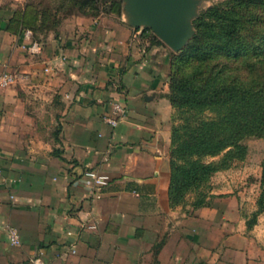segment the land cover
I'll list each match as a JSON object with an SVG mask.
<instances>
[{
    "label": "crops",
    "instance_id": "obj_1",
    "mask_svg": "<svg viewBox=\"0 0 264 264\" xmlns=\"http://www.w3.org/2000/svg\"><path fill=\"white\" fill-rule=\"evenodd\" d=\"M21 3L0 0V71L14 75L0 87V264H264L240 192L168 203L169 48L124 14L19 33ZM31 41L37 52L20 47ZM113 101L125 114L110 127ZM83 169L107 185L93 188Z\"/></svg>",
    "mask_w": 264,
    "mask_h": 264
},
{
    "label": "trees",
    "instance_id": "obj_2",
    "mask_svg": "<svg viewBox=\"0 0 264 264\" xmlns=\"http://www.w3.org/2000/svg\"><path fill=\"white\" fill-rule=\"evenodd\" d=\"M26 3L12 20L18 32L34 29ZM193 34L172 54L166 97L171 116L167 198L171 207L205 203L210 177L246 154L242 140L264 138V0H226L199 12ZM138 29V28H137ZM150 44L163 43L148 29ZM260 186H264V159ZM254 214L247 221L253 224Z\"/></svg>",
    "mask_w": 264,
    "mask_h": 264
},
{
    "label": "rangeland",
    "instance_id": "obj_3",
    "mask_svg": "<svg viewBox=\"0 0 264 264\" xmlns=\"http://www.w3.org/2000/svg\"><path fill=\"white\" fill-rule=\"evenodd\" d=\"M224 1L226 0H198L196 15L207 7ZM21 2L17 9H22L26 3L29 5L25 18L30 20L29 26L37 33L52 31L56 34L63 28L66 20L75 16L94 20L104 15L119 17L124 14L122 0H21ZM173 53L176 52L170 50L168 54V71ZM242 143L246 146L244 158L234 160L227 169L215 172L210 177L206 197L210 189L213 192L225 190L240 192L238 198L244 213L249 219L254 214L253 224L256 227L254 237L264 242V186L259 184L264 159V138L246 137ZM193 198V193L187 194L184 203L191 205Z\"/></svg>",
    "mask_w": 264,
    "mask_h": 264
},
{
    "label": "water",
    "instance_id": "obj_4",
    "mask_svg": "<svg viewBox=\"0 0 264 264\" xmlns=\"http://www.w3.org/2000/svg\"><path fill=\"white\" fill-rule=\"evenodd\" d=\"M132 28H148L171 51H180L193 34L198 0H122Z\"/></svg>",
    "mask_w": 264,
    "mask_h": 264
},
{
    "label": "built area",
    "instance_id": "obj_5",
    "mask_svg": "<svg viewBox=\"0 0 264 264\" xmlns=\"http://www.w3.org/2000/svg\"><path fill=\"white\" fill-rule=\"evenodd\" d=\"M139 32L143 28H138ZM24 32H31L28 29H25ZM20 47L23 48L25 51L28 52H37L39 50V45L31 41L28 45L20 44ZM61 58H64V56H61ZM47 68H44V71H46ZM14 79V75L9 70H2L0 71V87H5L9 83H11ZM125 114V109L123 104H121L118 101H113L110 104V112L108 115L103 116V122L107 124L110 127H115L116 124L123 118ZM82 178L86 179L87 182L93 187V188H102L105 185H107L109 181V177L105 172H100L95 169H83L81 172ZM83 227L93 229L95 228V224H82ZM6 235H7V241L10 245H17L19 242L18 239V233L16 228L9 226L6 228ZM73 252V249H71Z\"/></svg>",
    "mask_w": 264,
    "mask_h": 264
}]
</instances>
